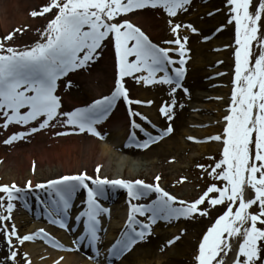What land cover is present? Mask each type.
Segmentation results:
<instances>
[{"label":"snow or ice","instance_id":"6c2138e0","mask_svg":"<svg viewBox=\"0 0 264 264\" xmlns=\"http://www.w3.org/2000/svg\"><path fill=\"white\" fill-rule=\"evenodd\" d=\"M188 2L189 0H49L41 10L31 11L29 14L33 17L52 11L55 14L40 33L42 39L31 47L16 50L0 43V52L3 53L0 54V116L3 117L0 126L7 128L10 124L29 125L27 132H13L3 143H11L31 132L48 127L50 121L61 115L66 117L63 124L71 126L74 131H86L103 139L94 125L108 115L118 98H123L126 104L151 103L130 100L122 83L124 77H132L137 83L143 82L144 85H172L169 93H174L181 87L186 59L184 43L178 36V29L182 26H170L171 32L177 38L167 43H174L178 48L169 49L153 44L130 21L125 19L115 22L114 18L146 7L162 8L171 17L178 10H183ZM250 2L251 0H227L229 11L233 14L230 22L235 21V43L238 47L234 53L235 69L229 114L224 117L227 124L223 129V159L215 165V168L222 169L215 178L225 181L224 186L218 188L216 185H209L197 199L191 202L177 201L176 197L164 191L158 184H145L142 180L101 178L99 165L95 169L98 174L96 178L82 172L49 180L45 184H36L35 189H43L47 193V198L43 201L37 196L36 203H43L44 214L51 224L66 229L69 227V219L73 221V225L82 221L83 231L76 237L74 245L83 243L85 247L97 251L99 217L108 213V209L98 201L104 197L108 186L126 189L131 200L149 192L156 194L155 199L147 204L128 205L124 229L115 243L107 249L108 257L119 259L148 235L151 225L157 220L171 221L181 217L194 219L196 214H207V209L201 207L205 202L210 208L226 201L225 210L204 232L199 242L196 264H264V227L257 226L258 223L264 225V39H258L257 35L258 21L264 13V0H260L254 13L249 11ZM186 27L195 31L190 25ZM17 31L22 29L13 30ZM12 36L13 33H9L4 39H11ZM109 36L115 49V86L111 94L94 100L87 107L59 112L60 97L54 94L58 78L69 70L86 68L90 62L100 57L102 42ZM254 40L258 41L261 51L255 62L249 64L250 45ZM170 51L178 52L180 59L174 61L169 55ZM175 63L180 66L172 67L171 75L165 72L166 66ZM139 72L145 75L133 76V73ZM157 72H164V75L156 76ZM70 84L71 81H67L65 88ZM184 91L187 93V89ZM174 103H162L159 107L160 115L171 120ZM133 115L140 114L129 111V116ZM141 119L146 120L145 117ZM32 121L38 127L30 126ZM131 128L139 129L146 139L136 141L134 131L130 132L125 147L130 144L139 148L147 147L149 143L160 139V135L172 131L169 125L160 135L152 136L135 121H132ZM208 139L220 140L221 137L213 136ZM155 179L158 181L160 177ZM25 188L31 192V181L27 182ZM247 188L254 193L251 198L245 196ZM78 190H83L86 195L83 201L85 207L83 211L72 216V198ZM0 193L4 194L0 196V201L7 198L6 206L0 203V209H5L9 214H0V229L3 230L5 242L10 249L6 257L8 261L16 264V257L19 255L13 246V238L19 244L41 239L52 247L63 249L44 229L23 236L17 234L15 226L9 229L4 222L11 218L13 201L24 199V190L15 184H4L0 185ZM210 193L219 194L210 196ZM254 204L259 208L256 213L249 211ZM137 216L145 219L138 220ZM175 239L178 237H173L167 243L171 245ZM23 264H30L27 253H24Z\"/></svg>","mask_w":264,"mask_h":264},{"label":"bare ground","instance_id":"6f19581e","mask_svg":"<svg viewBox=\"0 0 264 264\" xmlns=\"http://www.w3.org/2000/svg\"><path fill=\"white\" fill-rule=\"evenodd\" d=\"M38 1L0 0V31L8 33L12 27L20 26V29H24L27 25L36 24L37 19L30 17L29 11L34 5L33 3ZM204 1L208 2L202 6L203 10L199 11V14L192 19V21L195 20L196 31L192 38L195 43L200 42L196 46L193 43L191 46L187 45V49L193 56L197 57V60L194 65L189 66L190 76L187 75V79L183 77L180 81L181 87L178 92L169 93L172 85L162 83L144 85L143 82L137 83L132 77H124L122 83L127 89L130 100L151 101V103L126 104L123 98L121 100L118 98L110 113L94 125L103 139L94 137L86 131H74L71 126L63 124L66 117L62 115L50 121L48 127L31 132L8 144L3 143V141L9 135L13 132H27L29 125L10 124L7 128L0 126V183L10 185L16 179V184L31 181L34 187L42 181L56 180L74 171L76 174L82 172L87 174L89 168L97 167V165L105 173H111L113 179H120L123 174L126 175L127 179L134 178L139 174L157 177L165 173L160 170L157 171L154 168L156 164L161 161L167 162L169 155L173 156L169 159L170 161L177 158L179 153L175 155L176 151L192 148L191 142L211 141L212 139H208L209 137L216 136L220 131H223L224 117L227 116L223 110L227 109L225 106L228 104L224 97L231 92L226 84V79H231L232 74L229 73L228 69L222 70V67L212 69V67L221 64L225 68V64H228L230 39L227 38L231 36V29L216 24L219 15L217 12L222 9L223 0ZM25 6H27L26 9ZM214 10H217L215 16L212 15ZM131 16L132 21L139 26H144L148 38L157 35L156 27L160 21L149 18L148 13L143 10L133 13ZM210 28L212 30L208 31ZM211 32H216V36L204 44L203 42ZM32 33L30 32L29 35ZM102 43L101 56L97 58V61L101 66L105 65L107 70L94 68L89 63L85 70L80 72L83 76L79 78V81L84 85L83 89L91 90L94 97L92 99H89V96L80 99L73 98V103L69 104V111H72L74 107H87L94 100L110 95L114 89V42L109 36ZM214 48L217 49L216 53L207 52ZM173 52L178 54L176 51ZM171 57L174 61L180 59L178 56ZM73 71L75 69L69 75L72 74L73 79H75L76 72ZM163 73L157 72L155 75L162 76ZM97 83L99 86L104 83L107 90L101 93L99 87L96 86ZM61 84V81H57L54 94L58 97H62L60 93ZM221 86L224 88H220ZM185 89H187V93H185ZM161 97L167 99L162 100ZM189 99L190 101L187 102ZM173 101L175 102L173 118L167 120L159 113L160 102L168 104L173 103ZM129 111L140 115L129 116ZM141 117H145L146 120L141 119ZM2 119L3 117L0 116V120ZM132 121H135L146 133L152 136L160 135L169 125L172 131L166 135H160V139L149 143L147 147L139 148L132 144L125 147L130 132L134 131L136 141L146 139V136L139 129L133 130L131 128ZM30 126L38 127L35 121L30 122ZM107 129L110 130L109 134L106 132ZM178 134L180 136L177 140H172L171 136L174 137ZM189 137L194 139H189ZM33 165H35V170H33ZM178 168L176 165L169 167L170 172L176 171ZM52 169L54 171H51ZM46 194V192L40 191L34 193L33 197H44ZM28 195L31 196L32 194L27 193ZM245 196L251 198L254 193L250 188H247ZM80 198L81 194H76V199ZM4 205L6 206V204ZM13 205L10 214L11 219L4 222L9 229L15 226L17 234L20 236L34 233L38 229H44L56 242L63 246V249H57L44 243L41 239L16 244L15 239H13V246L19 253L16 257V264H23L24 253L28 254L30 264H103L102 262L110 260L105 248L110 247L120 237L122 227L127 219L124 205L120 204L111 208L110 213L101 214L99 228L105 227L106 229L103 231L99 229L103 238L97 242V248L100 251H97L96 254L90 250L91 248L85 247L83 243L74 245L76 237L80 235L83 229L79 222L75 226L73 221L69 219L71 228L61 229L50 222L48 223L44 217L37 216L39 218L36 219L32 212H29L31 209L24 212L16 200L13 201ZM25 206L29 207L26 202ZM20 210L23 211L19 212ZM80 211H82V205L81 201L78 200L76 205H71L70 213L77 215ZM197 225L198 227H196ZM200 225V221H195L193 226L199 229ZM72 226H75L76 229H72ZM176 229L177 227L169 228L162 237L167 236V239H171L176 235L175 233L178 231ZM64 230L65 233L62 232ZM116 232L118 233L115 234ZM197 234L202 236L201 232H195V235ZM115 235L118 238L112 239ZM165 244L168 245L167 242ZM136 246L123 256L120 264H186L190 249L194 248L196 252L198 251V247L193 244V241L186 242L184 240L175 242L169 249H164L162 255L158 256L152 254L150 247L136 253L134 252ZM80 251L83 253L80 254ZM8 255L9 246L0 229V264H12L6 259ZM231 256L232 253L230 252L229 257Z\"/></svg>","mask_w":264,"mask_h":264},{"label":"rangeland","instance_id":"374dc122","mask_svg":"<svg viewBox=\"0 0 264 264\" xmlns=\"http://www.w3.org/2000/svg\"><path fill=\"white\" fill-rule=\"evenodd\" d=\"M221 1V0H220ZM61 2H63V0H61ZM208 1H204L203 0H189L188 4L184 6L183 10H178L176 12V14L174 16L169 17L162 8H150V7H146L145 9H137V10H133L129 13L126 14H121L120 16H117L114 18L115 22H120L121 20H128L130 21L133 25L139 27L147 36L148 34L146 33V30L144 28V26H139L137 23H135L134 21H132V14L138 11H144L146 13H148V17L152 18L154 20H158L160 21L159 24H157V30H156V36H152V38H149V40L157 45L158 47H162L164 48L166 46V48L170 49H176L178 48V45L174 44V43H167L166 41H172V39H176L177 36L174 35L171 30H170V26L174 25V24H179L182 27H180L178 29V36L181 40L182 43H184V48L186 49V51H184V56L186 57L185 61H184V78H188L190 76V69L189 66L194 65L196 63L197 57L193 56V54L190 52L189 49H187V45L191 46L192 43L193 45L196 46L197 43H195V40L192 38L194 35V32L196 31H192L190 30L188 27V25L191 26L192 29H195V24L194 21H192V19H194L195 16H197L199 14V11H202L203 8L202 6L204 4H206ZM210 2V1H209ZM224 5L222 6V9L219 10L217 12V10H214V12L212 13V15L214 14V16L218 15V19L216 21L217 25L220 26H224V27H228L231 29V36L228 37L227 39H230V51H229V57H228V64H225V68L219 64V65H214L213 68H218V67H222V70L228 69L229 73L232 74V77L234 75V69H235V50L238 47V45H236L235 43V21L231 20V16L233 15L229 9L230 6L227 4V0H223ZM260 0H251L250 2V8L249 11L254 13L256 7L258 6ZM49 3V0H39L37 3H33L34 5L32 6V8L30 9L29 13L33 10L39 11L41 10L42 6H45L46 4ZM27 8V6H25V9ZM55 12L52 11L50 13H45L42 16H36L33 17L29 14L30 17L37 19L36 24H34L33 26L31 25H27L24 27V29H22V31H17V32H13L14 29H20L19 27H12L10 28V31L7 33H2V31H0V43H3L5 45V47L11 46L13 48H15L16 50H24L26 48L31 47L34 43L40 41L42 38L40 36V33L43 31V28L47 25L48 21L50 19L53 18ZM132 19V20H131ZM224 20V21H223ZM42 22V23H41ZM222 22H224V24H222ZM41 23V25H39ZM222 24V25H221ZM258 39H264V13H262L261 19L258 21ZM214 28V27H213ZM212 28H210L208 31H211ZM207 31V32H208ZM32 33L29 35V33ZM217 32V31H216ZM216 32H211L208 36L207 39L204 41L203 39V43H208L210 42L212 39H214V37L216 36L215 33ZM9 33H13V36L11 39L5 40L4 37L7 36ZM200 36V35H199ZM185 37L187 38L185 40ZM197 37V36H195ZM198 38V37H197ZM166 42V44H164ZM210 53H216L217 49H209L207 52ZM261 51V47L258 43L257 40L252 41L251 45H250V56H249V64H252L255 62V58L256 56L259 55ZM0 54H3L2 52H0ZM170 56H178L180 58L179 53H175L173 51L169 52ZM131 59V58H130ZM92 64V66H94V68H100L103 70H107L105 69V65L98 64L97 59L93 62H90ZM180 65L178 63H175L173 65H168L165 67V72H167L169 75H171V69L172 67H179ZM83 70H85V68H78L75 69V71H73L74 73L76 72V78L73 79L74 76H72V74L69 75L70 72H72L71 70H69L64 76L58 78L59 81L62 82V86H61V100L60 103H62V106L60 107V109L58 110L61 113L64 112H69V104L73 103V98L74 99H80V98H85L89 96V99H92L94 96L91 94V90H84L83 89V83L79 81L80 76H83V74L80 72H82ZM207 70V69H206ZM188 72V73H187ZM159 73H163V72H159ZM185 73H187L185 75ZM143 72H139V73H134L133 76H142ZM164 75V73H163ZM188 75V77H187ZM94 79V78H92ZM96 80V79H95ZM67 81H71V84L69 87L65 88V84ZM183 82V81H182ZM185 82V80H184ZM93 83H95V81H93ZM99 83L96 84L97 87H99V90L101 93H104L107 88L106 85L104 83H101V85H98ZM159 84V83H158ZM226 84L227 86H229V88L231 89L232 92V78L231 79H226ZM220 88H224V87H220ZM180 88H177L175 92H178ZM231 92L229 95H227L225 98V100L228 102V104L225 106L227 107V109H224L223 111L228 115L229 111V105L231 103ZM162 100H165L167 98H162ZM119 100H121V98H119ZM189 100H187V102H189ZM83 102H85L83 100ZM116 103V102H115ZM161 104L163 102H160ZM68 105V106H67ZM115 105V104H114ZM113 105V106H114ZM79 108V107H74V109ZM72 110V111H73ZM223 123L227 124V121L224 120ZM224 126V127H225ZM223 127V129H224ZM222 129V130H223ZM107 134H109L110 130L107 129ZM180 135H175L174 137H172V140L175 139L177 140V138ZM216 136H220L221 139L220 140H211L208 142H191L192 143V148L189 147V149H182V150H177L175 155L179 153V156L173 160H169L171 159L173 156H168V161H161L160 163L156 164L154 166V168H156L157 171H162L163 173H165L164 175H159L158 177H160V179L157 181L155 178L156 177H152V175H145V174H139L134 178L131 179H127L126 175L123 174L122 177L120 179L123 180H127V181H135V180H142L145 184H150V185H154V184H158L164 191L168 192L170 195L176 197L177 201L183 200L186 202H191L195 199H197L201 194L204 193V191L208 188L209 185H216L218 188L219 187H223L225 181H223L222 179H216L215 175L217 173H219L222 169H218L215 168V165L217 164V162H219L220 160L223 159L222 153H223V138H224V131H220ZM201 146V147H200ZM254 147L252 149V154L254 155ZM174 155V156H175ZM178 166L179 168L176 171L170 172L169 167L172 166ZM96 167L92 166L91 168H89L87 170V175L92 177V178H96V176L98 175L96 172ZM51 171H54V169H52ZM209 173H213L212 175H209ZM106 174V175H105ZM70 175H78L76 174V171L69 173V174H65L63 176H70ZM258 175V174H257ZM99 176L101 178H107L109 180H114L112 178V174L111 173H105L101 168H100V172H99ZM59 179V178H57ZM29 180V178H28ZM1 182V181H0ZM16 179H14L13 183H10V185L15 184L18 188L23 189L24 190V199H16L17 203H21L22 205H24V201H26V204L29 206H25L26 210L24 209V212H28L27 210H30L29 212H32L33 216L37 218V216H41L47 219V217L44 214V205L41 206V204H37L36 203V199L37 197H33V194L36 192H46L45 190L41 189V190H37L35 189V187L32 188L31 192H29L26 188L25 185L27 184L28 181H24L23 183L20 182L19 184H16ZM46 182H41L40 184H45ZM89 186H91V182L89 181ZM0 185H4L3 183H0ZM27 193H31V196H27ZM76 193H80L83 195L82 200L84 201V199H86V195L83 192V190H78ZM76 193L74 195H76ZM219 193H210V196L213 195H218ZM3 193H0V196H3ZM117 195H121V200L119 198H116L115 196ZM155 193L154 192H149L147 195L139 197L136 200H131L128 195H127V190L126 189H122V188H111L106 186V190H105V195L104 197L99 199V203L108 209V212H111V207L114 206H118L120 202H122V204H125L126 206V211L128 210V205L130 203L132 204H147L149 203L151 200L155 199ZM40 199L41 198H47V194L44 197L39 196ZM28 200V203H27ZM127 202H130L129 204ZM0 203L3 204H7V198L5 197L4 201H0ZM226 201L219 204V205H215L209 208V206L206 204V202L201 206L205 209H207V214L206 215H200V214H196L195 218H178L175 220H171V221H165V220H157L153 225H151L150 227V231L148 233V235L141 241H138L134 246H136L134 249V252H140L141 250H147V248L150 247V250L152 252V254L154 256H158V255H162L163 250L164 249H169L172 244H174L177 241H193V244H195V246L198 247L200 240L203 237L204 232L207 231V229L212 225V223L215 221V219L220 216L223 211L225 210L226 207ZM37 204L38 206L36 208H34V205ZM43 204V203H42ZM74 198L72 199V205H74ZM176 206H179V204H176ZM235 208V205L233 206V210ZM83 209V208H82ZM22 210H20L19 212H21ZM250 212L256 213L259 211V208L257 205H252L249 208ZM0 214H4V215H9L7 213L6 210L4 209H0ZM147 215V214H146ZM138 220H144V217H136ZM195 221H200L201 225L200 228H196L198 227V225L195 227L193 226ZM68 228H71L70 226V222L68 220ZM258 227H264V225L261 224H257ZM102 227V226H101ZM172 227H177L176 229V235H174V237H178V239H175L173 241V243L171 245H166L165 243L168 240L171 239H167V236H164V232H166L167 230H169V228ZM67 228V229H68ZM100 229V228H99ZM106 228L103 227L102 229H100L101 231L105 230ZM124 229V228H123ZM1 232L3 233V230L1 229ZM65 232V231H64ZM195 232H201L202 236L200 237V235H195ZM118 232H116L115 234H117ZM67 234V233H66ZM68 235V234H67ZM99 236V240H101V238H103V235L101 234V232L99 231L98 233ZM195 236V237H194ZM69 237V236H68ZM118 238L117 235H115L112 239ZM19 244V243H16ZM132 247V248H133ZM109 247H106L105 250L107 251ZM97 251H100V249L97 248ZM97 251H95L94 253L97 254ZM102 251V250H101ZM165 251V250H164ZM10 252V249H9ZM83 252L80 251V254H82ZM128 253V252H126ZM124 253L123 255H121V257L119 259H116L115 257H110L108 259L110 260H106L105 262H102L103 264H120L123 256L126 254ZM197 252L194 250V248L190 249V253L187 254L189 256L188 261L186 264H196L195 261V256H196ZM24 256V255H23ZM185 256V255H184ZM24 258V257H23Z\"/></svg>","mask_w":264,"mask_h":264}]
</instances>
